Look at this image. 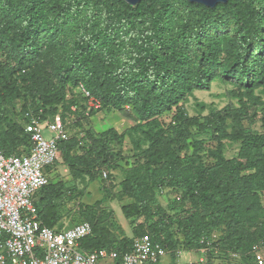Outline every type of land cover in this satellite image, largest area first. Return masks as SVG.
Segmentation results:
<instances>
[{"label":"trees","instance_id":"obj_1","mask_svg":"<svg viewBox=\"0 0 264 264\" xmlns=\"http://www.w3.org/2000/svg\"><path fill=\"white\" fill-rule=\"evenodd\" d=\"M257 2L228 0L212 8L188 0H141L136 5L125 0H0V50L6 56L0 64V148L6 155L27 153L32 147L24 128L26 111L33 110L41 120L60 112L65 123L59 107L77 102H68V90L73 96L76 87L88 98L80 84L101 107L129 104L139 118L133 130L143 138L131 142L145 161L123 182L137 200L123 211L129 217L145 211L147 229H135L131 238L119 237L105 224V211L96 215L85 210L86 219L78 222L89 221L93 231L81 240L83 249L108 248L121 256L131 250L135 237L149 233L175 255L179 249L199 250L204 236L217 233L224 250L220 257L226 258L231 251H249L264 237V132L250 134L243 124L256 116L254 104L243 96L264 85V22L259 18L264 5L257 7ZM176 3L197 14L193 25L184 26L183 39L165 34L167 12ZM229 19L235 23L233 34H211ZM218 76L244 88L238 94L242 106L215 111L203 120L189 116L180 103L194 90H209ZM18 101L16 115L21 117L11 121L8 113L13 115ZM172 110L166 128L157 117ZM195 133H210L218 144L206 148V138H195ZM127 134L130 130L122 135ZM90 135L91 144L81 154H73L83 144L75 137L59 145L69 168L94 181L121 154L105 138ZM224 139L242 142L235 156L226 157ZM184 147H192V153L182 162ZM205 153L214 161L207 164ZM53 179L34 201L43 224L60 231L68 203L78 197L62 180ZM166 186L180 189L195 210L180 220L166 217L156 207L155 194L156 187ZM175 224L184 239L170 230ZM213 256L203 264H215ZM250 258L243 254L247 264H253Z\"/></svg>","mask_w":264,"mask_h":264},{"label":"rangeland","instance_id":"obj_2","mask_svg":"<svg viewBox=\"0 0 264 264\" xmlns=\"http://www.w3.org/2000/svg\"><path fill=\"white\" fill-rule=\"evenodd\" d=\"M257 7L261 4L264 5V0H257ZM190 2V1H189ZM192 3V2H191ZM202 5V4H200ZM218 5V4H217ZM216 5V6H217ZM204 6V5H203ZM197 16L195 12H190L184 5L176 3L169 8L167 12V24L165 34L167 37L185 36L184 26L193 25V18ZM260 21L264 22V15H261ZM227 24L221 25L219 29L211 30V34H225L235 31V23L229 19ZM223 59L226 52L222 51ZM6 63L5 53L0 50V64ZM74 88L75 95L69 89L67 92V100L70 103L74 98L76 103H70V107L62 110L65 115V124L69 129V136L75 137L77 140L83 142L82 145L73 150V154H81L84 152L91 142L90 134L95 138L103 137L107 141V146L120 153L109 164L106 170L107 177L104 174L102 177L96 178L94 181L90 179L91 176L82 173H76L64 162L61 157L55 169L54 182L62 180L66 189H71L76 193V201L68 203L67 215L63 217V228L72 227L76 222L86 219L85 213L90 210V213L96 211V215L100 212H106V223L110 229L119 237H133L135 229L143 231L147 229L148 222L145 218V211L138 212L134 216H127L123 207L128 204L137 203L136 198L130 196L126 189L124 190L123 182L126 180L128 172H131L138 162L145 161L143 158L138 157L140 149H135L131 142V138L141 140L143 135L139 130H133L134 127L140 123L138 116L135 114L131 105L126 104L122 109H109L101 107L100 103L94 98H85L76 87ZM244 92V88H238V85L218 76L213 80L209 90H194L187 98L180 103L189 116H198L202 120L205 116L211 115L213 112L225 108H240L242 106L238 94ZM243 99L248 104H254L256 108V116L252 121H243L244 126L248 127L250 134H261L264 132V85L259 86L253 93L244 95ZM21 100V99H19ZM16 105V111L8 113V118L11 121H18L21 116H17L21 102ZM7 105H5V109ZM10 108V106H9ZM13 110V108H12ZM255 110V109H254ZM175 111H167L163 115L158 116V121L168 128L172 121V116ZM230 122V119L229 121ZM144 125V122L141 123ZM130 130V134L123 135L126 131ZM230 130V129H229ZM46 137H51L52 133L49 129L44 132ZM88 134L90 135L88 137ZM198 139L205 140L206 148L216 146L218 143L211 137L210 133L197 134L193 136ZM192 139H190L191 142ZM141 144L143 141H139ZM225 147V155L230 158L235 156L242 145L240 140H223ZM149 142H145L143 148L148 146ZM91 144V143H90ZM192 153V147H184L179 153V161L185 162L188 155ZM204 161L208 164L213 162L214 159L209 157L207 153L204 154ZM155 194L158 200V205L161 206L166 217H171L175 220L185 218L195 209L191 207L189 199L183 194L180 189H175L172 186L163 188L156 187ZM140 208L142 205L140 203ZM144 208V207H143ZM181 210V211H180ZM163 214V213H161ZM170 230L177 232L181 239H184L183 233L178 232V225H173ZM223 230H221L222 232ZM194 250V249H193ZM206 263V262H205Z\"/></svg>","mask_w":264,"mask_h":264},{"label":"built area","instance_id":"obj_3","mask_svg":"<svg viewBox=\"0 0 264 264\" xmlns=\"http://www.w3.org/2000/svg\"><path fill=\"white\" fill-rule=\"evenodd\" d=\"M80 89L93 99L83 84ZM23 121L32 140L29 151L6 155L0 148V264H156L172 252L149 233L135 237L131 250L121 256L108 248L85 250L81 240L92 234L89 221L60 231L44 225L35 195L53 177L52 167L61 157L59 142L67 140L69 133L60 112L51 119L41 120L33 110H28ZM46 129L52 133L49 138L44 134ZM104 176L107 177L106 171ZM201 242L203 262L212 254L215 264H247L243 254H249L253 264H264V237L254 242L249 251H231L226 258L220 257L224 250L217 233L204 236ZM181 251L175 253L179 255ZM118 258H121L119 263Z\"/></svg>","mask_w":264,"mask_h":264},{"label":"crops","instance_id":"obj_4","mask_svg":"<svg viewBox=\"0 0 264 264\" xmlns=\"http://www.w3.org/2000/svg\"><path fill=\"white\" fill-rule=\"evenodd\" d=\"M204 253L200 250H182L179 255L168 252L156 264H203Z\"/></svg>","mask_w":264,"mask_h":264},{"label":"water","instance_id":"obj_5","mask_svg":"<svg viewBox=\"0 0 264 264\" xmlns=\"http://www.w3.org/2000/svg\"><path fill=\"white\" fill-rule=\"evenodd\" d=\"M126 2H128L131 5H136L137 3H139L141 0H125ZM190 2L193 3H198V4H202L208 7H215L217 4L219 3H226L228 2V0H188Z\"/></svg>","mask_w":264,"mask_h":264}]
</instances>
